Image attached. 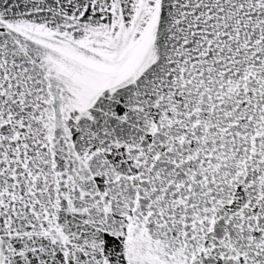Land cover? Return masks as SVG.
<instances>
[{"label":"snow or ice","instance_id":"6c2138e0","mask_svg":"<svg viewBox=\"0 0 264 264\" xmlns=\"http://www.w3.org/2000/svg\"><path fill=\"white\" fill-rule=\"evenodd\" d=\"M0 264H264V0H0Z\"/></svg>","mask_w":264,"mask_h":264}]
</instances>
